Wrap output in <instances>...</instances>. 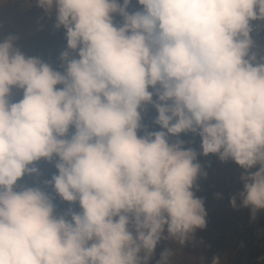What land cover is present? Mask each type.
Instances as JSON below:
<instances>
[{
	"label": "clouds",
	"instance_id": "1",
	"mask_svg": "<svg viewBox=\"0 0 264 264\" xmlns=\"http://www.w3.org/2000/svg\"><path fill=\"white\" fill-rule=\"evenodd\" d=\"M137 3L36 0L65 30L62 71L0 41V264H173L167 242L207 225L198 155L234 161L232 206L264 210V0ZM54 159L44 185L80 211L18 187Z\"/></svg>",
	"mask_w": 264,
	"mask_h": 264
},
{
	"label": "trees",
	"instance_id": "2",
	"mask_svg": "<svg viewBox=\"0 0 264 264\" xmlns=\"http://www.w3.org/2000/svg\"><path fill=\"white\" fill-rule=\"evenodd\" d=\"M114 20L117 24L121 22L119 16H115ZM54 24L55 16L50 15L34 22L32 30H24L23 22L0 18V41L10 34L15 35L18 37L15 45L26 56L38 57L55 70L62 71L59 56L66 49L67 41L65 30L55 29ZM258 41L264 44V31L260 32ZM19 98V95L15 97L17 100ZM156 115L155 109L150 105L142 112V124L149 131L160 130L159 126L153 124ZM138 134L143 135V131ZM180 138L186 142V147L194 148L198 154L201 152L198 136L181 134ZM197 162L207 175L198 176L196 184L199 190H193L205 202L207 225L202 230L198 229L195 241L184 247L167 242L175 250L173 264H212L213 258H218L219 264H264V210L257 211L253 216L250 208L240 207L239 198L235 208L230 202L243 189L240 180L243 169L234 161H221L214 154L198 155ZM54 165L55 159L51 162H37L39 174L24 176L18 181V187H40L58 203L66 202L52 187L44 185L45 180H50L57 173ZM67 205L68 208L73 207L68 202ZM74 205L80 211L79 205ZM164 246V243L158 246L157 257ZM190 251L199 252L196 261L190 258Z\"/></svg>",
	"mask_w": 264,
	"mask_h": 264
},
{
	"label": "rangeland",
	"instance_id": "3",
	"mask_svg": "<svg viewBox=\"0 0 264 264\" xmlns=\"http://www.w3.org/2000/svg\"><path fill=\"white\" fill-rule=\"evenodd\" d=\"M139 7L137 0H132V5L129 10L134 11ZM51 15L55 16L54 13ZM47 16L50 15H46L41 8L36 6V0H0V18L5 21L23 22L24 30H32L34 22ZM53 203L57 215L63 214L68 210L67 202L58 203L53 200ZM72 208L75 211H79L74 204ZM188 254L194 261H196V257H199L198 251H190Z\"/></svg>",
	"mask_w": 264,
	"mask_h": 264
}]
</instances>
